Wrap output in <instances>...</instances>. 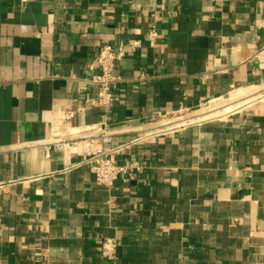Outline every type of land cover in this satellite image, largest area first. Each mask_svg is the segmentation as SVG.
I'll return each mask as SVG.
<instances>
[{"label":"crops","instance_id":"1","mask_svg":"<svg viewBox=\"0 0 264 264\" xmlns=\"http://www.w3.org/2000/svg\"><path fill=\"white\" fill-rule=\"evenodd\" d=\"M129 38L111 108L65 122L97 97L101 46ZM229 95L251 98L153 120ZM99 122L127 168L112 186L85 162ZM55 136L75 150L47 155ZM0 264H264V0H0Z\"/></svg>","mask_w":264,"mask_h":264},{"label":"built area","instance_id":"2","mask_svg":"<svg viewBox=\"0 0 264 264\" xmlns=\"http://www.w3.org/2000/svg\"><path fill=\"white\" fill-rule=\"evenodd\" d=\"M29 1L30 0H21L23 4H27ZM149 36L152 40L159 37L155 22H152L150 25ZM141 46L140 40L133 38H129L125 42L121 41L117 47L110 44L101 46L96 57V63L100 73L90 81L97 87V97L95 99L87 98L78 109L65 108L64 121L67 123L71 122L77 111L82 109L84 105H96L107 112L111 108L116 97L113 85L120 80V77L114 74L116 62L122 59L127 54L128 50L136 51ZM218 112L219 113L209 112L205 114L201 109H198L196 113L190 112V110H177L159 113L153 120H155V118L164 120L165 129L185 128L191 124L220 118L227 113L223 111ZM87 131L89 134L84 138L86 145V149L84 150L85 162L90 165L98 184L112 186L120 173L126 171L127 168L117 165L112 156L113 150L106 149L105 147V144L110 140L108 126L105 122H99L92 126H88ZM96 143H99L100 146L96 145ZM45 147L47 155L50 154L52 147L58 150H65L66 148L75 150L76 148L72 141L58 139L57 137L46 144ZM115 247L116 241L114 239H107L103 244L104 254L113 257Z\"/></svg>","mask_w":264,"mask_h":264},{"label":"rangeland","instance_id":"3","mask_svg":"<svg viewBox=\"0 0 264 264\" xmlns=\"http://www.w3.org/2000/svg\"><path fill=\"white\" fill-rule=\"evenodd\" d=\"M232 95L226 96L225 98H221V99H215L212 100L210 102H207L205 104H203L200 108L202 112H204L205 114L212 112V113H219L218 111H223L224 107L228 106L229 103H231L232 99L229 100V98ZM243 98V97H242ZM228 104V105H227ZM203 113V114H204Z\"/></svg>","mask_w":264,"mask_h":264},{"label":"bare ground","instance_id":"4","mask_svg":"<svg viewBox=\"0 0 264 264\" xmlns=\"http://www.w3.org/2000/svg\"><path fill=\"white\" fill-rule=\"evenodd\" d=\"M251 98V96H250ZM250 98H246L244 99V102H238V103H229L228 106L224 107L223 112H229V111H233L234 109H236L237 107H240L241 105H243L244 103L246 104V102L250 99ZM242 100V99H241Z\"/></svg>","mask_w":264,"mask_h":264}]
</instances>
